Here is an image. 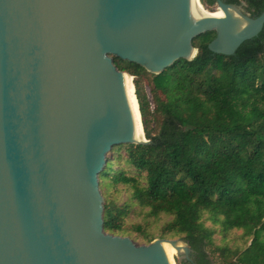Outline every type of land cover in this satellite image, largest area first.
<instances>
[{
	"label": "water",
	"instance_id": "95a60500",
	"mask_svg": "<svg viewBox=\"0 0 264 264\" xmlns=\"http://www.w3.org/2000/svg\"><path fill=\"white\" fill-rule=\"evenodd\" d=\"M189 4L0 0V264H170L157 247L166 240L103 232L98 174L112 148L148 143L135 138L112 57L159 74L194 58L202 33L231 56L264 25V11L251 18L221 0L215 9L236 10L243 30L230 17L190 24Z\"/></svg>",
	"mask_w": 264,
	"mask_h": 264
},
{
	"label": "trees",
	"instance_id": "16d2710c",
	"mask_svg": "<svg viewBox=\"0 0 264 264\" xmlns=\"http://www.w3.org/2000/svg\"><path fill=\"white\" fill-rule=\"evenodd\" d=\"M199 2L210 9L216 0ZM222 2L243 5L251 18L264 11V0ZM214 37V31L194 37V58L159 74L112 57L116 69L133 78L148 143L121 144L106 155L98 174L102 230L126 234L127 207L105 197L107 188L123 190L149 216L171 217L158 238L182 241L190 250L176 264H264V25L231 56L209 51ZM145 76L152 77L151 101L139 81ZM151 103L158 116L153 128ZM232 232H240L242 244L226 242ZM154 239L142 236L147 245Z\"/></svg>",
	"mask_w": 264,
	"mask_h": 264
},
{
	"label": "rangeland",
	"instance_id": "374dc122",
	"mask_svg": "<svg viewBox=\"0 0 264 264\" xmlns=\"http://www.w3.org/2000/svg\"><path fill=\"white\" fill-rule=\"evenodd\" d=\"M215 5L208 9L207 7L203 6L204 9L207 11H214L215 10ZM242 11L243 7L239 6ZM131 76V75H130ZM132 77V76H131ZM151 76H145L139 78L140 84L144 90V92L147 94L149 100L151 101V95L149 92L150 86H151ZM133 80V78H132ZM153 104L151 103L150 105V114L148 117V120L150 121V126L153 128L154 123L158 119V116L153 113ZM101 197H102V205L104 203V191L99 190ZM111 202H113L117 206H126L127 207V215L124 218V228L126 230V234L124 235H119V237H127L132 242L137 245V246H146L147 244L143 243L142 236L144 232H146L149 235H152L155 237L154 240H159L158 235L161 231V227L163 226L164 223L170 221L171 217L160 214L157 217H152L148 215V209H144L139 207L132 199L131 196L124 192L123 190L119 191H114L111 188H107L106 190V195ZM141 228V233L137 231V228ZM216 244H221L222 239L221 235H216ZM153 240V241H154ZM152 241V242H153ZM166 241H177V240H166ZM229 244L236 243L238 245L242 244V240L240 239V232H232L231 234L228 235V240L226 241ZM149 245V244H148ZM185 245V244H184ZM175 253L173 256V259L175 261V258L178 260H186L187 255L185 254L184 250L180 253L177 254ZM212 260L216 262V259L210 255Z\"/></svg>",
	"mask_w": 264,
	"mask_h": 264
},
{
	"label": "bare ground",
	"instance_id": "6f19581e",
	"mask_svg": "<svg viewBox=\"0 0 264 264\" xmlns=\"http://www.w3.org/2000/svg\"><path fill=\"white\" fill-rule=\"evenodd\" d=\"M189 14H190L189 15L190 24L204 18L223 19L230 17L232 20L236 21L237 23L234 31L239 32L247 26V23L242 19V17L239 15V13L236 10L229 8L227 10V13H224L220 9H215L214 11H207L202 7L199 0H190ZM121 81L124 89L127 107L130 113V118H131L135 138L138 141H142L144 139V132L142 128L137 99L134 93V85H133L132 77L126 73L122 75ZM184 246L185 245L182 242L171 243V242L163 241V242H159L157 247L163 253L166 260L170 264H174L175 263L173 259L174 254L175 253L180 254L183 251Z\"/></svg>",
	"mask_w": 264,
	"mask_h": 264
},
{
	"label": "flooded vegetation",
	"instance_id": "af4514ba",
	"mask_svg": "<svg viewBox=\"0 0 264 264\" xmlns=\"http://www.w3.org/2000/svg\"><path fill=\"white\" fill-rule=\"evenodd\" d=\"M217 1V0H216ZM222 1V0H221ZM216 4V3H215ZM242 7H243V5H242Z\"/></svg>",
	"mask_w": 264,
	"mask_h": 264
}]
</instances>
